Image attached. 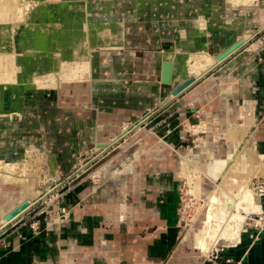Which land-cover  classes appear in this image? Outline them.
<instances>
[{
  "label": "crops",
  "instance_id": "0c3cea01",
  "mask_svg": "<svg viewBox=\"0 0 264 264\" xmlns=\"http://www.w3.org/2000/svg\"><path fill=\"white\" fill-rule=\"evenodd\" d=\"M44 11L62 26L75 23L76 36H85L77 48L89 58L88 72L47 88L25 79L3 102L0 165L15 167L31 154L55 177L46 183L63 196L40 234L18 220L0 230V264L171 263L184 244L179 224L186 160L204 159L211 173L215 159H228L242 143L251 149L245 161L238 153L233 169L247 171L252 159L264 167V41L248 45L264 30V0H75ZM29 30L44 35L24 41L23 67L33 75L53 69L56 35L43 26ZM247 32L252 36L239 50L194 76L178 96L169 92L193 76L194 54H219ZM164 61L172 62L170 85L161 82ZM148 110L147 119L120 136ZM140 140L138 151L128 152ZM102 143L109 146L96 148ZM93 161L101 164L87 173ZM252 180L264 181V174ZM15 184L0 177V209L10 205ZM260 203L264 210V193ZM57 206L69 208L66 219ZM197 264H264V233L241 231L216 259Z\"/></svg>",
  "mask_w": 264,
  "mask_h": 264
},
{
  "label": "bare ground",
  "instance_id": "6f19581e",
  "mask_svg": "<svg viewBox=\"0 0 264 264\" xmlns=\"http://www.w3.org/2000/svg\"><path fill=\"white\" fill-rule=\"evenodd\" d=\"M14 1L16 2L19 0L11 1V4H12L11 11H10L11 13L7 20L6 26L5 25L3 26L0 24V84H1L0 88L5 89L7 85L10 86L9 88L10 90L6 91L7 95L9 94V92H11V89H14L15 86H18L19 82L25 81V79L27 83L32 84L34 87L47 88V87H55L63 80H66V81L75 80V78H80L83 74L88 72V65H89L88 59L89 58L87 59V55L84 51H80V49H82V45H83L82 43L86 39L85 36H83L82 38L81 36L77 37L76 33L75 35L71 36V33H69L68 30H65V29L62 30V28L60 27V24L54 21H51L48 23H46V21L42 22L43 27L44 29H46V31L48 32L52 31L54 35H56L55 37L57 40L56 45L59 48V51H58L59 54H57V56L54 58L53 69H50L49 71L44 72V73H38L36 75H33L31 74L32 72L29 73L28 71L30 70L23 67V65L21 66V68H18V65H17L18 63L21 62L22 64L24 60L26 61L28 60L26 53L19 52V46L21 44L19 35L28 33L27 29H25L26 20L31 19V16L25 11L21 13V10L23 9L22 4L20 2H18L17 4ZM2 2L3 0H0V4ZM47 12L48 11H45V13ZM53 15L55 14L53 13ZM32 23L33 25L38 26L36 22H32ZM56 26L60 29L57 30ZM31 33L33 34L34 32H31ZM63 34L65 35L63 36ZM228 34L229 33H227V35ZM43 35L44 34L41 35V33L33 34L35 38L36 36H39V38L43 37ZM47 35L48 34H46V36ZM251 36L252 35L248 33L247 35L243 36L242 39H244L246 42L248 41V38H250ZM52 37L54 36L52 35ZM54 41H51V42H54ZM77 47H80V49H78ZM75 48H77L76 49L77 51H75ZM168 54H170V52ZM196 56L197 54H194L192 56L193 60H192L191 70H192L193 76H197V77L202 76L209 68H211L212 66L218 63V59H217L218 54L209 55V54L204 53L202 54V56H200L201 58L196 57ZM62 58H65L67 60H64ZM201 59H204V61L206 62L205 63L199 62L201 61ZM19 69L23 70L24 72L23 77L22 76L19 77V72H20ZM199 69L201 70L203 69V71H199ZM7 99L8 97H5V102ZM167 100L168 98H165L164 100L160 101L158 104L161 105L163 104V102ZM3 102L4 100L0 98V114L2 113L1 110L6 105V103L3 104ZM7 114H10V112ZM125 129L127 131L128 126ZM230 134L231 136H234V138L237 135V133L233 130L230 131ZM115 139H118V138H115ZM251 156L256 157L255 155H251ZM196 162L197 160H191L189 162L186 160L187 165H184L186 169L182 170V174L188 176L187 183L189 184L191 182L189 186H190V192L192 193L193 198L197 199V197L200 196V191H201L200 190V180H201L202 174L206 175L208 178H210L211 181L214 182L212 189H210L209 191L207 190L206 192V197H205L206 198L205 203L207 205L206 220H204L205 222L203 226L200 227L198 230H196L195 233H193L194 249L196 250L198 254L202 256H207L213 250L216 249L217 244L221 239L228 240L229 244H233L237 242L241 231L244 230L243 223L246 219V215L250 212L259 211V209L261 208L259 194L253 192V190L250 188L249 185L254 177L264 174V167L262 166V164H260L258 159L257 161H253L252 159L250 161V165L248 166L249 169H247V171L237 172L235 169L232 168L231 166L232 163H231L228 166L227 170L225 171V174L223 175V177L218 182H215V179L219 175L224 164L227 162V158L215 159L213 167L211 169V173H208V174H205L201 170H199L196 166L197 165ZM35 164L36 163H34V165ZM7 166L8 167H6L5 170L0 169V177H2L3 179L7 181L19 182L22 186H28V185L32 186V189L34 192L40 189L39 187H37L38 186L37 184L39 183L38 181L35 182L34 184L31 183L30 178L28 176L29 174L28 175L26 174L27 176L24 175L25 177H23L22 175H18L14 172V168L12 164H7ZM38 170L36 169L34 171L36 175L38 173ZM40 187L41 188L44 187L42 190L43 192H41L44 195L49 193L52 190V188L48 185V183L44 185L41 184ZM29 191H30V194L27 195L19 203H17L15 207L14 206L5 207V208L0 209V230L3 227H6L8 223H11L15 221L17 218H19L20 216H23L24 213L27 212L37 202V196H34L33 194H31V189H29ZM23 201H28V205L25 206L22 210H20L15 216L11 217L10 219H6L5 216L10 211H12L14 208H17L19 205H21ZM228 205H230V208H228ZM191 228L192 226L191 224L189 225V223H188V226L184 227V230L181 232V235H180V241H179L180 243H185L189 231L192 230Z\"/></svg>",
  "mask_w": 264,
  "mask_h": 264
},
{
  "label": "rangeland",
  "instance_id": "374dc122",
  "mask_svg": "<svg viewBox=\"0 0 264 264\" xmlns=\"http://www.w3.org/2000/svg\"><path fill=\"white\" fill-rule=\"evenodd\" d=\"M11 1L12 0H3V2L0 4V16H1L0 17L1 18L0 19V24L3 25V26L4 25L6 26L7 20L9 18L10 13H11L10 12L11 11V6H12ZM74 1L75 0H19V1H16V2L14 1L17 4H18V2H20L22 4L23 9L21 10V13L25 11L31 16V19L26 20L25 29H27L28 33H24L23 35L22 34L19 35L20 36V41H21V44L19 46V52H22V51H24L25 48H27V46L24 44V41H26L28 36H33V34L35 33L34 32L32 34L31 31L29 30L30 27L35 26V25H33L32 22H36L37 25L41 27V26H43L42 22H45L44 19H43L44 16H48V17L51 16V17H49V22L53 21L52 20L53 19V13L49 12V11L47 13H45L44 10H52V9L55 10V8H57V7L65 6V5L70 4L71 2H74ZM74 25H75V23L65 24L64 26H62V24H60V27L62 28V30L63 29L68 30L69 33H71V36H72V35H75V32H73V29H75ZM263 34H264V30L261 33H259L257 35V37H255L253 40H251L249 42L246 41V43L248 42V45L252 49L256 48V46L259 44L258 41H260L261 39L263 40V38H262ZM64 35L65 34H63V36ZM21 36H23V37H21ZM199 62L205 63L206 61H204V59H201V61H199ZM20 64H21V62L17 64L18 68H21L22 64L21 65ZM19 71H20L19 72V77L20 76L23 77L24 76L23 70L19 69ZM199 71H203V69L202 70L199 69ZM5 85H7V84H5ZM0 91L2 92V93L0 92V98H2L4 100V102H5V97H3V95H6V97H8V95L6 94V92H4V88H0ZM127 126L128 125H126L123 129H125ZM234 129H236L234 131L237 134H239L238 133V129L237 128H234ZM141 132L142 131L139 130L137 136H140L142 134ZM142 136H144V134ZM115 138H119V136L112 138L111 142ZM111 142H108V143H111ZM108 143L97 144L96 148H98L99 146L100 147L104 146L105 148H107L109 146ZM140 143H141V140L138 141V143L133 144L132 146H129L126 149L128 150V152H137L138 149H137L136 146L139 145ZM195 145H196L195 150H199L200 146H201L200 143H196V144L189 143L187 145V147H189V146L194 147ZM239 145L241 146V148L239 149L238 153H240V155L242 156V160L245 161V157L247 155V151H249L251 148L244 147L242 145V143H240ZM238 153L236 154L234 160L231 162L232 163L231 164L232 168H233V165L235 164V162H236V160L238 158ZM29 155L30 156H28V159L26 158L22 163L17 164L15 167H13L14 168V172L16 174H18V175H22L23 177H25V176H27L29 174L28 176L30 178L31 183L34 184L35 182L38 181L39 183L37 184L38 185L37 187H39L40 189L38 191L34 192L33 189H32V186H29V185H28L29 187L28 186H22L20 183H19L20 185L15 184L14 185L15 186V191H14L15 195L14 194H10L8 196L7 200H8V203H10V205H8L7 207H13V206L15 207V205L17 203H19L27 195L30 194L29 189H31V194H33L34 196H37V202L34 204V206H32L29 209L30 211L28 210L29 212L27 211L28 213L25 215V218L29 217L31 214H35L36 216H34L32 219H33V221L38 219V226H39V229H40L39 231L41 233V232H43L45 230V224L42 223L43 220L45 218H47L48 216L50 217V215H52V211H53L52 206H53V204L56 201H60V199L63 196V194L61 193L62 189H54L52 187H51L52 190L49 193H47L45 195L43 193H41V192H43L42 190L44 188V187L43 188L40 187L41 184L44 185V184H46L47 179H50L51 177L52 178H55V177L53 175H51V176L48 175V172L45 169H43V165L42 164H39V165L35 164L34 165L35 159L32 157L31 154H29ZM184 155L185 154L180 155V159H179L180 160V165H181V162H182L181 161V157L184 156ZM191 157H192V155H191ZM196 159H197V162H196L197 168L199 170H201L203 173H205V168H206L205 160L204 159L200 160L199 158H196ZM30 161H32V162H30ZM96 161H93V162L89 163V167L91 166V169L87 173H90L91 170L94 171V169L101 164L100 162H97L98 164L95 163ZM6 167H8L6 164L3 165V166L0 165V169H2V170H5ZM36 169L37 170L39 169L38 170L39 174L37 173V175L34 172ZM31 170H33V171H31ZM236 171L238 172V170H236ZM239 171L240 172H245L244 169H239ZM33 173H35V174H33ZM205 174H208V173H205ZM89 175H91V174H89ZM46 176H47V178H46ZM81 177H83V175L80 176V178ZM181 177H183L182 179L184 180V186H183V192L181 191V199L183 198L181 203H182L183 208L181 209L182 211H181V214H180V224H179L180 225V235H181V232L184 230V227L188 226V223H189V225L191 224V226H192L191 229L192 230L189 231L185 243L182 246H179L176 249L175 255H173V257L171 259L172 260L171 263H166V264H190L191 263V259H192V262H193L192 264H197L200 260L205 259L206 256H202V255H200V254H198V253H196V252H194L192 250V248L194 247L193 246V233H195L196 230H198L200 227H202L204 222H205L204 220H206V217H207V205L205 203L206 192H207V190L209 191L210 189H212V187L214 185L213 184L214 182L211 181L210 178H208L206 175L202 174L201 180H200V190H201L200 191V196L197 197V199H196V198H193V195L190 192L189 184L191 182L189 184L187 183L188 182V176L187 175H183ZM71 179H72V182L74 181L73 183H75V174L73 175V177H71ZM52 181H53V185L56 182H58V181H54V180H52ZM252 181H251V183H252ZM251 183H250L249 186L253 190V188L251 187L252 186ZM253 192H255L257 194L260 193L257 190L256 191L253 190ZM228 208H230V205L228 206ZM26 226H28V223H27ZM40 233H38V234H40ZM220 244H225L226 246L227 245H231V244H229L228 240H224V239H221L218 242L217 247ZM206 259H208V258H206Z\"/></svg>",
  "mask_w": 264,
  "mask_h": 264
},
{
  "label": "water",
  "instance_id": "95a60500",
  "mask_svg": "<svg viewBox=\"0 0 264 264\" xmlns=\"http://www.w3.org/2000/svg\"><path fill=\"white\" fill-rule=\"evenodd\" d=\"M245 43H246L245 40L241 38L238 41H236L235 43H233L230 47H228L227 49H225L224 51L219 53L218 56H217L218 63H220V62L224 61L225 59H227L229 56H231L233 53H235L237 50H239L242 46H244ZM214 66H212L210 69H208L205 73L209 72ZM162 67L163 68H162L161 82L163 84L170 85L172 83V75H173L172 74V62L171 61H164ZM196 80H197V78H195L194 76H189L188 78H186L183 81L177 83L176 85L171 86L170 89H169V92H171V94L174 97L178 96L180 93H182L184 90L189 88L192 84H194ZM166 102L167 101L163 102V104L166 103ZM163 104H161V105H163ZM161 105H159V106H161ZM149 115H150V110H148L146 113H144L141 116L140 119L135 120L130 125H128V130L127 131H126V129H123L120 136L128 134L127 133L128 131H131L132 128H135L139 124H141L145 119H147L149 117ZM120 136H119V138H120ZM118 139H113L111 144H115L116 142H118ZM239 149H240V145L237 147V149L234 150V152L231 154V156L227 159V162L224 164L222 170L220 171L219 175L215 179V182H218L223 177V175L225 174V171L227 170V168L231 164V162L234 160V158H235L236 154L238 153ZM51 183H52V181L50 182V184ZM27 205H28V201H23L21 203V205H19L17 208H14L12 211H10L5 216V218L6 219H10L11 217L15 216L20 210H22Z\"/></svg>",
  "mask_w": 264,
  "mask_h": 264
},
{
  "label": "built area",
  "instance_id": "2783aa9c",
  "mask_svg": "<svg viewBox=\"0 0 264 264\" xmlns=\"http://www.w3.org/2000/svg\"><path fill=\"white\" fill-rule=\"evenodd\" d=\"M263 41H264V34H263ZM251 187L253 190L259 191V195L264 193V181L255 180L252 181ZM30 211V210H29ZM28 211V212H29ZM57 211L59 213L60 219L64 220L68 217L69 208L65 206H57ZM26 212L23 216H20L16 220L20 221L23 225H27L31 229V231L35 234L40 233V229L38 226V219L33 221V217L36 216L35 214H31L29 217L25 218V215L28 213ZM37 214V213H36ZM243 231L250 232L251 237H257L258 235L264 233V210H259L256 212H250L246 215V219L243 224ZM227 247L225 244H220L213 250L210 254L206 256V258L212 260L218 257V253L224 250Z\"/></svg>",
  "mask_w": 264,
  "mask_h": 264
}]
</instances>
